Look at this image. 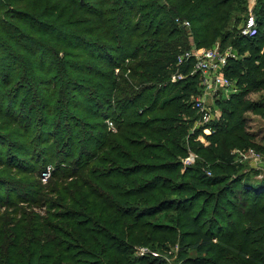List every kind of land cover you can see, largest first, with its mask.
<instances>
[{
  "label": "trees",
  "instance_id": "16d2710c",
  "mask_svg": "<svg viewBox=\"0 0 264 264\" xmlns=\"http://www.w3.org/2000/svg\"><path fill=\"white\" fill-rule=\"evenodd\" d=\"M91 1L0 0V64L21 71L27 90L37 83L43 99L33 98L31 112L41 126L55 122L53 132L36 137L38 147L49 144L46 156L58 161L51 185L53 209H61L42 216L33 209L49 208V198H22L36 193L33 186L44 187L39 177L45 168L24 171L17 164L21 153L5 149L0 135V264H164L134 259L131 251L176 240L203 255L181 253L184 264H264V175H237L240 166L229 153L254 139L245 132L243 114H264V105L244 100L264 92V0L255 1L256 28L249 36L240 34L247 0ZM24 30L37 37L26 38ZM215 44L237 54L223 70L237 90L216 101L220 124L203 135V147L195 141L203 126L189 133L199 118L191 98L202 94L200 77L176 83L170 77L178 55ZM191 69L189 62L180 71ZM1 76L5 96L12 80ZM70 108L93 122H77ZM9 109L5 115L0 110V118L23 125ZM188 148L200 157L196 164L218 158L220 165L210 176L199 167L183 168ZM13 167L17 176L36 178V185L7 181L4 172ZM69 226L76 235L67 244L59 234Z\"/></svg>",
  "mask_w": 264,
  "mask_h": 264
},
{
  "label": "rangeland",
  "instance_id": "374dc122",
  "mask_svg": "<svg viewBox=\"0 0 264 264\" xmlns=\"http://www.w3.org/2000/svg\"><path fill=\"white\" fill-rule=\"evenodd\" d=\"M255 1L256 0H247L248 13H249V10H251L252 12V9L255 5ZM88 2L91 3L92 1L88 0ZM76 31H78V29ZM28 32L29 31L24 30V34H25L24 36L26 38L27 37L29 38V36H31L32 38L37 37L36 35L32 33H28ZM23 42L29 44L27 40H23ZM48 46L51 47L52 45L48 43ZM228 48H230V46H228ZM226 49L227 47H224L221 50L224 52ZM232 51L234 50L232 49ZM68 61L71 63H74L76 62V59H68ZM0 68H2L0 70V77H2L1 74H3L4 72V78L7 79L10 77V79L12 80L10 87L3 89L4 90L3 94L6 97L0 96V110H2V115L6 114L4 110H10L9 108H11V110L13 111L15 110L14 112L15 115L19 117L22 123H24L23 125L17 126L16 124H13L12 122L7 121L4 118H0V135L5 140V149L10 150L14 154H17L19 152L21 153V157L16 155L17 164L21 165L24 168L23 169L24 171H29L32 168H34L35 170L40 168V172L42 171L43 168H45L43 171L49 170V175L44 182L41 181L40 179L41 173L43 171L41 173L38 172L40 173L39 184L44 187L41 188V187L33 186L32 188L34 189L36 193L31 194V195H26L24 194V192H21L24 194L22 198H30V197L49 198V200L52 203L49 206V208L46 207V210H45V207H41V208L39 207V208L33 209V211L42 216H44V212L46 211H49L50 214H57L61 212V209H53V206L56 204L57 200H56V194L54 192L55 187L51 185V182L54 181V179L52 178V173L57 168L58 161H53L49 156H46L47 153L45 151L46 150L49 151V147H50L49 144L38 147L39 141L36 137V136L39 137L41 132H43V136L46 131L53 132V130L56 128L53 125L55 123L53 122L54 119H49L47 126L44 127L40 125V120H38L37 117L34 115V113L31 112V109L33 107L32 106L33 98L35 100L43 99L41 98L42 97L41 94L43 92H41L40 94L41 97L39 96V92H38L39 89L36 86L37 83L34 84L33 88H31V90L29 91L27 90L28 86L22 85L21 80L18 79V75L21 71L17 70V73L14 74L16 70L6 68V62L4 64H0ZM56 68L57 67L55 68L53 67L52 72H54ZM13 76L15 77L12 78ZM21 76H22V73H21ZM52 77H53V74H52ZM54 81L56 80L54 79ZM224 94H225L224 91H220V90L216 91L217 97L224 96ZM215 96H212V94L211 96L207 95L204 101L206 102L207 105L212 106V109L214 108L215 112L220 115L223 113V110L219 104L214 103L215 99L217 98ZM244 100L251 102V103L254 102L257 104L264 105V92L263 91L250 92L246 95ZM37 108L39 110H42L40 106H37ZM69 110L71 112L70 116L73 117L74 120H76L77 122L78 121L79 122H85V121L90 122L91 119L86 117L80 111L76 109H71V108ZM243 118L245 119V132H248L250 135L254 136V139L248 140L246 142H242L238 146L230 149L229 153H230V156L234 159V162H235L234 164H236L237 166H240L239 169L238 167H236L238 173L237 172L235 173H237V175L240 173H245V174L248 173L249 177H252L254 179H260L264 175V114L258 115V114H254L251 112H246L243 114ZM91 122L93 121L91 120ZM105 122H106L108 130L110 131L115 130L114 125L111 124L109 120H106ZM219 124L220 122H218L217 120L212 124V126L217 127ZM199 127L201 126L198 123V120L196 119V121H194L190 125L189 133L194 134V130H196V128H199ZM61 129L64 132L66 130L65 125H63V128ZM69 129L73 130V128L71 127ZM80 130H84V129L80 127V128H76L75 131L80 133ZM100 130L101 129H96L94 133L96 134L97 132H100ZM28 135L32 137V139L30 137H26ZM201 135L202 133L197 137L194 136L195 141L201 144L203 147H205L208 145V142ZM59 137L60 136L55 135L53 140ZM78 140L79 139H77V142ZM35 146L38 148V150L34 149ZM250 149L253 150L256 153V155L260 157L258 162H255V160L252 157H247V158L243 157V155L246 154L247 151ZM188 152L194 153V151L191 150L190 148L187 149V153ZM194 154L197 156L194 163L186 167L192 166L194 169L199 167L200 170L203 169L204 171H208L211 174L212 168H214L213 165L214 166L220 165V161L218 158L212 159V163H207L206 165H203L201 163L198 165L196 164V162L199 161L200 157L196 154V152ZM5 156H7L6 153H5ZM63 157L64 156L59 157V158H63ZM74 159L75 158L67 159V163L62 164L61 168L64 166H68L67 165L69 164L68 162H71ZM182 159L183 158H181V160ZM252 171L255 173H252ZM4 173H5L7 181H10V182H12L13 180L21 181L22 179H26L27 180L26 182H28V184H33V185H36V183L38 182L36 181L37 180L36 178H32L30 175H26L24 173L17 176L16 174H19V173H17V169H14V167L11 169H8L7 172L5 171ZM72 180L73 179H67L66 182L70 183L72 182ZM10 185H12V183ZM9 188L11 189L10 186ZM3 190L4 192H6V188H3ZM3 210L5 209L4 208L0 209V211H3ZM54 223L58 225L62 224L61 221H55ZM145 234H146V231H145ZM75 235H76L75 229L72 226H69L67 227L65 233H63L62 235L59 234V238L60 240L69 244V243H74L72 238H74ZM149 235H150V231H149ZM142 250H144L143 253H142ZM181 253L186 255V257L188 258H197L198 256H203V255L197 254L193 249H190L186 246L179 245L178 240H176L175 243L147 242L145 245H135L131 251V256L134 259L144 258L146 262H151L152 260H155V261H161L164 264H184L180 258Z\"/></svg>",
  "mask_w": 264,
  "mask_h": 264
},
{
  "label": "built area",
  "instance_id": "2783aa9c",
  "mask_svg": "<svg viewBox=\"0 0 264 264\" xmlns=\"http://www.w3.org/2000/svg\"><path fill=\"white\" fill-rule=\"evenodd\" d=\"M177 24L182 28L188 29L190 27L189 22L176 20ZM256 28V17L249 10L248 17L240 29L242 36H249L255 32ZM232 47L228 48L223 52L218 44H215L211 48H196L192 46L190 50L183 52L178 55L175 62L176 70L171 74L170 82L176 83L179 80H183L188 75L192 76L198 74L200 77V85L202 87V94L200 96L192 97V108L198 114V123L202 128L203 135H210L212 124L221 119V114H217L212 106H209L204 101L206 96H215L216 91H224V96L217 97L215 100H227L231 94L236 92L235 84L232 80L224 75L223 70L227 65L229 59H236L237 54L232 51ZM264 47L262 48V51ZM192 62V69L188 74H183L180 71L181 66L187 65ZM117 72V70L115 71ZM216 103V102H215ZM213 105V104H212ZM246 155V156H245ZM196 155L193 152H188L185 157L181 160L183 167L189 166L194 163ZM243 157H252L255 162H258L260 157L256 155L253 150H248ZM49 175V170L41 173V181H45ZM206 175L210 176V172L206 171ZM144 250H142V253Z\"/></svg>",
  "mask_w": 264,
  "mask_h": 264
},
{
  "label": "crops",
  "instance_id": "0c3cea01",
  "mask_svg": "<svg viewBox=\"0 0 264 264\" xmlns=\"http://www.w3.org/2000/svg\"><path fill=\"white\" fill-rule=\"evenodd\" d=\"M215 102H216V100H215ZM215 102H214V103H215ZM215 104H216V103H215Z\"/></svg>",
  "mask_w": 264,
  "mask_h": 264
}]
</instances>
